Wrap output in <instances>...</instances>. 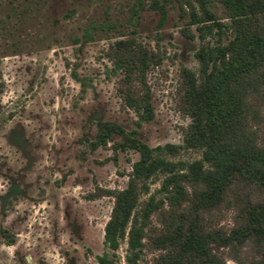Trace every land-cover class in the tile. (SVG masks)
Instances as JSON below:
<instances>
[{
  "label": "rangeland",
  "instance_id": "374dc122",
  "mask_svg": "<svg viewBox=\"0 0 264 264\" xmlns=\"http://www.w3.org/2000/svg\"><path fill=\"white\" fill-rule=\"evenodd\" d=\"M152 1L0 0V228L7 232L0 264H94L106 249L112 196L104 190L125 185L137 152L118 146L117 134L92 146L96 120L133 130L150 146L182 142L189 117L177 109L175 90L179 68H197L198 39L188 35L196 31L177 0H157L166 10L160 25ZM127 36L159 58L145 72L146 119L119 94L120 73L107 53ZM198 155L180 149L176 157ZM11 185L17 191L7 200ZM158 227L152 215L149 228ZM124 249L122 241L118 264ZM157 254L144 245L138 264ZM225 264L237 263L226 257Z\"/></svg>",
  "mask_w": 264,
  "mask_h": 264
},
{
  "label": "trees",
  "instance_id": "16d2710c",
  "mask_svg": "<svg viewBox=\"0 0 264 264\" xmlns=\"http://www.w3.org/2000/svg\"><path fill=\"white\" fill-rule=\"evenodd\" d=\"M152 2L160 25L166 10ZM177 4L185 24L194 25L196 33L188 35L198 39L197 68L181 66L175 90L176 107L189 121L181 143L153 146L116 122L95 121L92 146L117 134V145L136 151L137 158L123 187L104 190L112 196L103 225L106 249L94 264H118L122 241L124 264H138L146 244L158 251L152 264H225L226 257L264 264V0ZM107 53L120 73L122 99L140 118L151 117L144 77L159 60L155 51L127 36L113 40ZM180 149L199 155L176 157ZM16 191L11 185L5 198ZM152 215L159 227L150 230ZM6 233L0 228L2 237Z\"/></svg>",
  "mask_w": 264,
  "mask_h": 264
}]
</instances>
